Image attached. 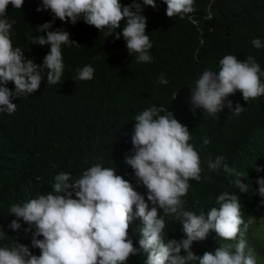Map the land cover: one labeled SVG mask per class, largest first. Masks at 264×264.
Wrapping results in <instances>:
<instances>
[{"label": "trees", "instance_id": "16d2710c", "mask_svg": "<svg viewBox=\"0 0 264 264\" xmlns=\"http://www.w3.org/2000/svg\"><path fill=\"white\" fill-rule=\"evenodd\" d=\"M121 3L127 5L132 0ZM156 3L157 8L146 6L142 12L153 45L150 63L137 62L135 54L129 55L122 36L119 40L107 37L83 19L73 25L54 19L50 10L38 12L41 0H24L21 9L9 4V22L15 21L13 47H20L27 59L43 64L50 45H34L28 36L46 35L36 29L49 21H53L50 30L63 28L80 46L62 45L65 70L59 84H47L45 73L38 91L12 99L17 105L13 114L0 113V231L4 232L0 247L18 242L40 255V250L32 247V232H25L29 225L21 219L20 229L9 227L17 219L10 207L51 192L59 172L70 173L74 181L99 163L116 169V174L132 183L148 202L147 189L137 183L125 156L132 154L134 117L157 106L172 112L187 126L192 137L189 143L201 159V179L189 180V191L182 197L185 210L197 215L207 213L219 207L216 200L220 194H236L242 219L248 224L247 245L257 262L264 263V236H251L257 229H264V198L258 195L256 183L264 178V171H256V167L264 168V95L246 102L237 91L227 97L233 102L232 109L225 106L215 118L202 109H196L194 115L190 102L191 89L203 71L218 72L225 55L233 54L240 61L252 56L264 71V47L252 45L255 38L264 44V0H194L195 11L184 18L168 17L163 0ZM125 22L121 21L118 31ZM85 65L94 68V78L75 81L76 70ZM161 75L169 81L167 85L157 82ZM7 87L14 90L12 82ZM237 103L244 107L240 115L232 113ZM205 137L210 141L206 146ZM218 156H224L230 168L242 173L240 179L250 186L247 193L235 187V176L222 168H208L209 159L214 161ZM158 212L163 215L161 209ZM164 219L165 241L185 238L181 222L174 216ZM142 226L141 220L134 218L129 229L137 248ZM224 243L228 241L210 230L205 240L193 242L192 251L202 256L206 251L214 253ZM145 260L146 254L141 251L126 264H145Z\"/></svg>", "mask_w": 264, "mask_h": 264}, {"label": "clouds", "instance_id": "9594fccd", "mask_svg": "<svg viewBox=\"0 0 264 264\" xmlns=\"http://www.w3.org/2000/svg\"><path fill=\"white\" fill-rule=\"evenodd\" d=\"M163 3L167 5L166 15L170 18H184L195 11L194 0H163ZM9 4L21 9L24 0H0V113L11 115L17 110L12 99L38 91L45 73L47 84L61 82L65 70L62 45H80L71 40L70 33L63 28L50 30L53 21H49L36 29L46 35L28 36L34 45H50L43 64L27 59L20 47H13L11 34L15 21L9 22ZM146 6L157 8L156 0H132L127 5L121 0H41L37 11L50 10L54 19L73 25L83 19L116 40L122 36L129 55L135 54L137 62L150 63L153 57L149 50L153 45L146 34L147 18L142 15ZM125 20L122 30L118 31L121 21ZM252 45L257 49L264 47L259 38L253 39ZM219 65L218 72L204 70L191 89L194 115L196 109H202L215 118L225 106L232 109L233 102L227 97L237 91L246 102L264 95V82L261 81L264 71L252 56L240 61L228 54ZM76 72L75 81H89L94 78L95 70L85 65ZM9 82L14 84V90L7 87ZM157 82L169 83L163 75ZM243 110L244 107L237 103L232 113L240 115ZM134 121L132 154L125 156V163L134 170L137 183L147 189L151 208L145 196L123 176L117 175L116 169L97 163L74 181L70 173L59 172L54 177L51 192L10 207V213L17 219L12 220L9 227L20 229L21 219L29 225L25 232H32V247L38 248L40 255L32 254L27 245L16 242L0 247V264H126L131 256L141 251L146 254L145 264H189L193 261L198 264H257L256 255L245 239L248 224L242 219L236 194H220L216 200L219 207H212L207 213L197 215L185 210L182 197L189 191V180L200 181L203 170L198 151L189 143L192 137L187 126L172 112L157 106L143 110ZM209 143L205 137L203 145ZM225 160L224 156L214 161L209 159L208 168L213 171L222 168L235 176V187L247 193L250 186L240 179L242 173L230 168ZM256 171H264V168L256 167ZM256 183L258 195L264 198V178H258ZM165 216H174L181 222L185 238L164 240ZM134 218H139L143 225L139 248L129 236ZM210 230L228 243L216 248L214 253L206 251L197 256L192 251L193 242L205 240ZM3 235L0 231V238ZM41 236L43 239H39Z\"/></svg>", "mask_w": 264, "mask_h": 264}, {"label": "rangeland", "instance_id": "374dc122", "mask_svg": "<svg viewBox=\"0 0 264 264\" xmlns=\"http://www.w3.org/2000/svg\"><path fill=\"white\" fill-rule=\"evenodd\" d=\"M256 224V222L253 224V225H255ZM251 236H264V229L262 230V229H257L255 232H252L251 233ZM261 262H262V260H261ZM257 264H260V263H258L257 262ZM262 264H264L263 262H262Z\"/></svg>", "mask_w": 264, "mask_h": 264}]
</instances>
